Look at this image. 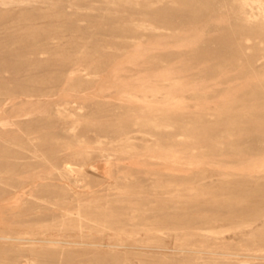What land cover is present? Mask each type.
Masks as SVG:
<instances>
[{
  "label": "rangeland",
  "instance_id": "obj_1",
  "mask_svg": "<svg viewBox=\"0 0 264 264\" xmlns=\"http://www.w3.org/2000/svg\"><path fill=\"white\" fill-rule=\"evenodd\" d=\"M107 1L0 0V234L48 236L71 243L0 241V264H185L186 260L209 264L204 263V253L185 255L177 248L186 249L188 243L203 250L215 231L231 245L236 253L233 258L240 264H251L250 254L264 257V206L258 205L264 200V129L252 130L249 115L245 116L244 134L235 129V136L232 132L226 138L227 143L230 139L244 149L243 161L220 155L206 158L204 153L211 147L205 142L189 143L193 132L189 122L180 129L168 124L149 129L141 123L129 128L128 123L131 136L148 132L152 140L145 146L132 139L129 142L136 153H117L121 123L134 115L144 117L140 112L144 107L168 108L174 113L178 105L173 101L179 99L186 115L195 117L203 105L215 110L224 92L244 80L234 75L222 81L223 86H215L208 100L195 87L174 91L166 85L147 91L145 102L127 98L140 93V79L147 73L145 65L132 64L131 53L138 50L133 42L147 41L149 36L131 34L129 24L154 21L140 5L123 10L118 2ZM230 1L219 0V6L227 5L228 12ZM163 8L176 10L178 4L164 1L154 9ZM187 16L173 14L157 22L163 41L174 46L146 49V56L159 55L161 67L167 69L171 61L190 58L191 48L182 44L185 25L192 33L199 31L201 55L223 50L216 43V35L223 33L220 16L192 20ZM225 18L228 27L236 22ZM253 43L245 44V55L247 59L254 56V70L261 72L264 53L255 52ZM183 76L175 71L168 79L185 85ZM193 80H200L199 76L195 74ZM263 102L264 98L258 101ZM245 104L236 107L234 115L248 113ZM259 113L264 115V105ZM216 128L217 133L225 131L223 126ZM221 142L214 143L216 150H232ZM89 151L87 163L75 165L72 174L65 170L75 152L84 157ZM158 151L180 155V161L159 158ZM169 182L206 190V199L221 202L235 196L226 190L228 185H241L245 199L242 208L230 209L194 202L195 191L156 189L159 183ZM239 209L245 216L231 219L239 215ZM240 225L256 233L240 240L235 229ZM109 242L120 245H99ZM254 243L261 244L259 252L250 251L249 244Z\"/></svg>",
  "mask_w": 264,
  "mask_h": 264
},
{
  "label": "bare ground",
  "instance_id": "obj_2",
  "mask_svg": "<svg viewBox=\"0 0 264 264\" xmlns=\"http://www.w3.org/2000/svg\"><path fill=\"white\" fill-rule=\"evenodd\" d=\"M109 1L118 2L119 4H121L120 6H122L123 10H126V8L128 10L131 9L133 10V8L140 5L144 13L149 14L154 21V23L151 24L150 23L146 24V22L144 23L131 22V24H129L132 26L131 30L128 31L131 32V34L141 32L149 36L147 41H145L147 39L146 38L145 40L143 39L144 41L139 40L138 42H133L135 46H137L138 50L137 52L132 51L135 54L131 53L132 55H134L132 64L145 65L146 68L145 71L147 73L144 76H142L140 79L141 81V85L139 89L140 93H138L137 95L130 94L129 96H126L127 98H135L137 101L145 102L149 98L148 96H146L147 91H152L154 88L165 87L166 85V87H169L168 88L169 90H174V91L175 89H182L184 87H195L196 89L204 91L207 94L206 99L208 100L209 97L213 94V90L217 86H223L221 84L222 81L225 80L227 81L231 79L234 75L238 76L239 79L241 78L244 80L242 83L236 81L239 82L240 84L232 88H229L226 92H224L222 99L220 101L218 100L219 102H216L215 110L210 109L208 105H203L202 107H200L199 114L196 115L195 117H190L188 114L186 115L184 111V108L186 109V107L183 105L182 102L181 104L179 103V99H175L173 101V103L178 105V110H176L174 113H172L168 108L158 110V108L152 105L148 107H144L143 109L140 110L141 113L145 114L144 117L134 115L133 118H129L127 119L128 121H124L126 122L125 127H123L122 124L124 122L121 123V129L118 135L119 137L116 140V142L120 143L121 146L117 147V153L120 156L121 155L123 156L125 154L136 153L135 151L136 148L134 147L133 143L129 142L132 139H138L145 142V146H147L152 140L148 132L141 131V134L139 136H131L129 132L130 130L128 129L129 125H130L129 128H131V126L135 127L138 125V123H141L147 126L149 129H159L161 126L168 124L176 129H180L181 126H187V122H189L191 126L193 125V132H196L195 134H193V132L191 133V136L189 138L190 140L189 143L205 142L208 143L209 146L211 147V149L208 152L204 153L206 156H208L206 158L215 159L216 157L214 158V156L220 155V156H228L229 160L231 157L234 158V160L236 159L239 161L240 160L243 161L242 159L244 158V154H245L244 149L241 148V146L239 145L233 144L231 141H229L230 139L228 140L227 143L226 138L229 136H233V134L235 136V131H234L235 129H238L242 135L244 134L245 131L244 122L246 115L247 116L249 115L251 117L250 121L252 124L249 127L252 130H255L256 132H261V130L264 129V115H260L261 113H259V109L261 108V106L264 105V102L258 103L260 99L264 98V70L261 72L254 70L253 60H252L254 56L251 55L252 58L249 56L250 58L247 59L246 57L247 53L245 50V44L250 40H254V42H256L255 45L253 43L255 52L259 54L264 53V0H232V3L230 1L231 7L229 6L230 9L228 12L225 11L227 10L226 9L227 5L219 6L221 4L219 0H144V1L143 0H108L107 1L108 4H110ZM164 1L165 2L170 1L171 3L178 4V8L176 10L172 8L169 9L163 8L162 10L154 9L156 5H159ZM228 3L229 2H227V4ZM222 4L224 5L225 3ZM179 13L188 14L187 16L188 20H192L193 18L210 16V15L220 16L222 20L219 22V27L222 28L223 33L216 35L218 36V38L216 39L217 41L216 40L215 41L216 43L222 45L223 50L219 53L216 51H210L206 55H201L200 52L201 50L198 49L197 47L201 36L199 35V31L192 33L189 30V26L185 25V27H187L188 29L187 31L185 30L183 31L184 35L182 37V44H185L191 48L190 58L188 57L187 59H184L186 58L184 57L179 62L171 61L168 64L169 67L167 69L166 67H161L159 55L153 57L146 56L145 54L146 49L154 48L155 50H158L164 47L174 46V44L168 41H163V38L160 36L161 31L159 30L162 29L161 26L162 23L160 24L161 28H158L157 25L159 24L156 23L170 19L168 17L173 16V14H179ZM225 17L235 18L236 19L235 24L228 27L226 25L227 21ZM124 40H126V43H129L126 37L124 38ZM257 53H256V57L258 56ZM113 62L114 61H112V63ZM175 71H179L183 73L184 75L183 77L186 82L185 85L175 84L172 82L171 78L168 79V76H170L171 73ZM195 74L199 76L200 80H193ZM255 101H257V103H255ZM242 103H244V106L246 105L245 103H248L249 107L247 109H249V112L246 114L238 112L234 115L235 108L240 106ZM219 126L220 127L223 126L225 131H221V133H217L219 128L217 129L216 127ZM217 139H222L223 140V142H221L222 145L223 146L229 145L232 147V150L231 151H226L227 149L222 151L216 150L215 149L216 144L214 143L216 142ZM167 144L169 145V143ZM147 151H149V149ZM89 156H90V151L87 154H85L84 157L82 153L75 152V154L72 155L71 160L66 162L65 170L70 173L73 172L75 170L74 166L84 165L89 161L90 159ZM156 156H158L159 158H170L173 161L175 160L180 161V155H175L174 153H170L169 151H165V152L158 151V154ZM221 158L225 160L226 157H221ZM217 160L218 161L220 160L219 157ZM258 163L259 161H257L255 164ZM172 183L173 182L159 183L156 186V189L169 190L174 192H181L186 189L189 192L195 191V195L196 193L197 195L195 196L194 202L205 201L206 203L214 206L219 205L228 208L230 207V209L235 207L242 208L245 199L242 196L243 187L241 185L240 186L238 185L235 188L233 187L231 188L228 185L226 190H229L231 193L235 192L234 194L235 196L232 198V200L221 202L215 200V198L206 199V193H207L206 190L203 191L197 187H192V186L191 187H184V185L178 186L177 184H172ZM176 185L177 187L175 188ZM202 195H204L203 199H202ZM261 202H258V205L261 206L260 204H262L264 206V200ZM256 211L257 213H255ZM238 212L239 215L238 213H235L231 215V219L234 220L245 216L244 210L239 209ZM253 212L255 213V215H258L259 210L257 208H254ZM243 228L244 225H240L235 228L237 230V234L240 240H243L244 236H251L256 233L255 231L256 229H251L250 231H246ZM21 234H18L16 236H6L0 234V241L18 242V243L28 242L31 244L42 243V244H51V245L71 244L68 241L59 240L57 238L56 239L50 238L48 236L39 239L32 237L31 238L24 237V234L22 235ZM218 234L219 232L217 231L214 232V235L211 237L210 245H208L207 247L203 246L205 247L203 250L195 249L194 247H196L197 245L194 244L191 245L188 243L184 245V246L187 245L186 249L183 248H177V249L179 252L184 253L185 255L186 254L190 255L195 252L204 253V263L209 262V264H240L238 260L233 258L235 257L236 253H233L231 245L226 243V241H224L223 239L219 238ZM119 239L121 241L126 240L124 236L123 237L120 236ZM250 244H249L250 251L254 253H256L258 250L260 251V248L257 247H260L261 244L254 243L251 246ZM99 245L104 247L116 248L120 244L116 245L109 242V243H101ZM122 246H124L126 249H137V247L134 245L127 246L122 244ZM149 247L152 248L151 246ZM221 250H226L227 252H223ZM247 257L249 258L251 264H264V262H258L259 260L264 261V257L255 254L247 255ZM185 264H193V263L186 260Z\"/></svg>",
  "mask_w": 264,
  "mask_h": 264
}]
</instances>
